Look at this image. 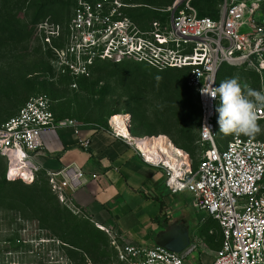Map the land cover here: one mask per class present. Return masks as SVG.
<instances>
[{
  "label": "rangeland",
  "instance_id": "374dc122",
  "mask_svg": "<svg viewBox=\"0 0 264 264\" xmlns=\"http://www.w3.org/2000/svg\"><path fill=\"white\" fill-rule=\"evenodd\" d=\"M177 1L0 0V126L31 99L45 97L57 121L75 125L60 129L59 140L68 143L71 138L80 147V139L107 131L112 116L128 114L132 135L168 137L196 167L203 149L198 145V101L187 86L188 73L162 71L122 56L116 47L109 50L110 43L125 35L153 39L152 33H167L174 12L185 5V0ZM46 2L50 10L41 16L36 7ZM221 2L199 0L198 11L216 17ZM39 15L42 18L31 26L32 31L18 30L17 21L31 24ZM232 76L246 87L257 88L247 64L224 66L219 74L221 81ZM257 123L260 130L251 136L225 135L217 124L218 146L226 147L235 136L264 141V120L257 118ZM5 170L6 163L0 160V180ZM46 173L42 169L28 190L20 184L7 186L9 200L0 202V264L114 261L109 234L82 212L61 204L50 192ZM262 187L264 192V180ZM189 209L182 236L192 243L198 231V240L188 261L211 262L221 248L220 227L192 202Z\"/></svg>",
  "mask_w": 264,
  "mask_h": 264
},
{
  "label": "built area",
  "instance_id": "2783aa9c",
  "mask_svg": "<svg viewBox=\"0 0 264 264\" xmlns=\"http://www.w3.org/2000/svg\"><path fill=\"white\" fill-rule=\"evenodd\" d=\"M191 1L185 0L181 11L174 12L167 33H152L153 39L125 35L110 43L109 50L116 47L122 56H132L159 70H188L187 86L196 92L200 104L203 154L198 165H192L183 149H165V136L142 137L154 151L148 160L136 141L115 130L108 132L133 146L145 164L161 169L171 194L190 193L195 207L218 222L221 248L211 262L197 264H264V141L235 136L220 148L216 142L219 98L212 97L226 65L247 64L256 76L255 90L264 89L263 4L260 0H224L215 20L199 17ZM257 118L264 120V107L257 109ZM123 122L130 129L128 114ZM66 127L75 128L74 122L57 121L49 99L28 101L0 126V157L6 163V177L33 183L42 170L37 157L44 149L43 133ZM89 144L90 140L80 139L84 149ZM47 176L58 201L79 213L73 195L86 183L83 169L71 163L48 171ZM108 234L116 251L115 260L108 264H191L188 257L193 248L175 253L156 245L121 244Z\"/></svg>",
  "mask_w": 264,
  "mask_h": 264
},
{
  "label": "crops",
  "instance_id": "0c3cea01",
  "mask_svg": "<svg viewBox=\"0 0 264 264\" xmlns=\"http://www.w3.org/2000/svg\"><path fill=\"white\" fill-rule=\"evenodd\" d=\"M61 130L43 133L44 149L37 160L46 172L71 163L83 169L86 183L73 195L80 212L121 244L166 245L182 249L180 253L189 248L196 251L198 231L192 235V243H186L182 236L189 203L195 207L190 193L171 194L163 171L145 164L133 146L108 130L93 133L87 149L76 147L71 138L62 143ZM200 222L205 223L204 217Z\"/></svg>",
  "mask_w": 264,
  "mask_h": 264
},
{
  "label": "clouds",
  "instance_id": "9594fccd",
  "mask_svg": "<svg viewBox=\"0 0 264 264\" xmlns=\"http://www.w3.org/2000/svg\"><path fill=\"white\" fill-rule=\"evenodd\" d=\"M212 97L219 98L216 112L220 133L251 136L260 130L257 109L264 107V89L246 87L239 77L232 76L220 82Z\"/></svg>",
  "mask_w": 264,
  "mask_h": 264
},
{
  "label": "trees",
  "instance_id": "16d2710c",
  "mask_svg": "<svg viewBox=\"0 0 264 264\" xmlns=\"http://www.w3.org/2000/svg\"><path fill=\"white\" fill-rule=\"evenodd\" d=\"M198 1H199V0H192V1H191L192 6H193V7L196 9V11H197V15H198L199 17H209V16L202 15L201 13H199V11H198V7H197V5H198ZM223 1H224V0H222L220 6L222 5ZM237 1H239V0H237ZM48 5H49V3L46 2V3H44V4L42 3L41 6H39V7H36V10H37V11L39 10V14L41 13V16L45 15V13H46L47 11L50 10V9H48ZM263 9H264V5H263ZM219 16H220V14H219L218 16H216V17H209V18H212V19L217 20V19L219 18ZM41 18H42V17H40V15H39L38 18L35 19V21H33L31 24H27L26 22L17 21V22H16V26L18 27V30L23 34V32H26V31L29 32L30 30L32 31L31 26H33V25H35L36 23H38V22L41 20ZM226 66H229V65H226ZM223 68H224V67H223ZM223 68H222V70H223ZM165 70H182V71H185V72L188 73V70H187V69H165ZM165 70H162V71H165ZM222 70H221V71H222ZM221 71H220V72H221ZM254 79L256 80V76L254 77ZM220 82H221V80H220V77H219V84H220ZM191 90H192V89H191ZM192 91H193V90H192ZM193 93L196 95V98H197V101H198V112H199V116H200V118H201L199 99H198V96H197L196 92L193 91ZM52 111H53V110H52ZM200 118H199V123H200ZM217 119H218V117H217ZM217 119H216V123H217ZM198 145L201 147V145H200V143H199V138H198ZM202 149H203V148H202ZM0 160H3V159L0 157ZM40 172H41V171H40ZM40 172L37 174V176H36L34 182L28 184V183H24V182H22V181H20V180H17V181L9 180V179L6 177V170H5V171H4V176H3L2 179L0 180V194L3 195V196H2V195L0 196V202H1V201H5V200H9V199H8V190H7V186H9V185L20 184L25 190H28V188H29L31 185H33V184L37 181ZM46 174H47V173H46ZM47 182H48V178H47ZM48 186H49V183H48ZM49 189H50V186H49ZM50 192H51V190H50ZM52 194H53V193H52ZM54 197H55V196H54ZM12 198H13V197H12ZM55 198H56V197H55ZM56 199H57V198H56ZM209 217H210V216H209ZM210 218H211V217H210ZM213 220H214V219H213ZM214 221H216V220H214ZM216 222H217V221H216ZM217 223H218V222H217ZM218 225H219V224H218ZM219 227H220V226H219ZM220 232H221V229H220ZM221 239H222V233H221ZM114 251H115V249H114ZM115 254H116V251H115ZM115 258H116V257H115Z\"/></svg>",
  "mask_w": 264,
  "mask_h": 264
},
{
  "label": "bare ground",
  "instance_id": "6f19581e",
  "mask_svg": "<svg viewBox=\"0 0 264 264\" xmlns=\"http://www.w3.org/2000/svg\"><path fill=\"white\" fill-rule=\"evenodd\" d=\"M123 121H124V115L112 116L108 121V127L109 129L115 130L116 132L118 131L119 133L129 137L131 140L136 141L140 151H142V153H146L148 160H152L150 155H153L154 151H152L150 145L147 144L145 140L142 139V137H137V136L134 137L131 134L130 129L124 125ZM165 141H166V144L164 146L165 149L173 150L176 148V146L167 137H165Z\"/></svg>",
  "mask_w": 264,
  "mask_h": 264
},
{
  "label": "water",
  "instance_id": "95a60500",
  "mask_svg": "<svg viewBox=\"0 0 264 264\" xmlns=\"http://www.w3.org/2000/svg\"><path fill=\"white\" fill-rule=\"evenodd\" d=\"M178 2H179V0L177 1V3ZM177 3L175 4V6L177 5ZM17 180H18V177H14L13 178V181H17ZM156 246H160V247H162V248H164V249H166V250H168L170 252H175V253H180V251L182 250V249L174 250V249H172V248H170V247H168L166 245H156Z\"/></svg>",
  "mask_w": 264,
  "mask_h": 264
}]
</instances>
